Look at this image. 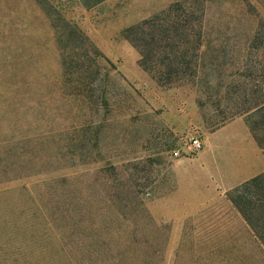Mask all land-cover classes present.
Listing matches in <instances>:
<instances>
[{
  "label": "rangeland",
  "instance_id": "obj_1",
  "mask_svg": "<svg viewBox=\"0 0 264 264\" xmlns=\"http://www.w3.org/2000/svg\"><path fill=\"white\" fill-rule=\"evenodd\" d=\"M54 5L99 55L73 52L91 74L71 77L34 0H0V216L60 188L63 218L43 215L35 231L48 249L40 264H112L85 255L101 246L124 264H142L148 247L154 264H264L263 244L227 200L264 173L239 183L252 173L238 170L241 156L252 157L236 153L245 131L264 145V0ZM176 5L178 18L157 25L175 21L178 32L155 36L151 54L125 38ZM25 233L0 222V264L29 248Z\"/></svg>",
  "mask_w": 264,
  "mask_h": 264
},
{
  "label": "trees",
  "instance_id": "obj_2",
  "mask_svg": "<svg viewBox=\"0 0 264 264\" xmlns=\"http://www.w3.org/2000/svg\"><path fill=\"white\" fill-rule=\"evenodd\" d=\"M78 1L85 8H92L96 5H99L105 0ZM34 2L45 13L49 26L54 31L57 47L60 51V63L62 69L65 70V72L71 77H75L77 80L87 74L90 75L91 71L89 68H86L84 70L79 68L76 61L79 59L74 56L73 52L83 49L86 53L99 55L97 49H95L90 43H88V39L77 27L71 26L64 19L60 11H58L56 6L54 5V0H34ZM176 7L178 6L176 5L175 7H170L166 11L161 12L159 15H156L150 20L144 21L142 24L127 29L125 31V38L135 48L141 51L146 50L147 54H151L153 48H155L152 45L155 36L159 34L162 35V37L169 38V34L178 32L177 22L175 21L166 24L164 28L157 25V23L161 21V19L167 20L174 17L175 19L178 18L179 15L178 13H176L177 11L173 10ZM190 16L191 15L189 14L186 16V18H190ZM145 34L146 37L150 39V43L141 45L143 41L145 42V38H141V35ZM3 49L4 48H2L0 53V63L2 64L6 62V58L8 57L5 55L6 53L3 52ZM257 144L259 148L264 150V145H262L258 140ZM4 155L5 159L3 160V162L1 161L3 166L11 160L7 148L4 151ZM15 170H11L8 172L10 174H14V177L17 179L23 177L24 173L26 172L24 170L15 172ZM59 189V187H57V189H50L49 192L46 193L47 199H44V196L39 197V200L26 197V199L22 202H19L17 206H8L7 209H5L6 214H2L0 216V222L2 223V225H10L13 229L17 228L26 230L25 236L21 238L20 243L26 244L29 248H24L25 251L23 253H18L17 257L19 258L17 260L20 261L19 264H40V257H42V255H45L44 252L48 251L46 245L41 244L43 239H39L41 237H36L35 231H38V228L40 226L39 222L40 219L44 217L43 215L49 218L51 224L56 223L58 219H60V216L61 218H63L64 212L61 208L62 191H58ZM251 190H259V192L261 193L258 194L254 192L252 195H250L249 191ZM227 200L241 215L243 220L253 231L255 237L259 241H261L264 246V173L247 182H244L241 186L230 192L227 195ZM66 207V210L69 211V205H66ZM121 208V205H119V209ZM14 214H16L17 216H15L13 220H10L9 218ZM68 214L70 215V212ZM72 229L73 226L71 224L70 231H73ZM16 237L17 236H10L6 240H16ZM150 248L151 247H148V249L143 252L142 264H154L153 256L155 257L159 251L154 247L151 252ZM35 249H37V254L35 253ZM91 251L100 256L102 262L105 261L104 258H106L108 254H110V261L112 264H124V262H122L121 258L119 257L122 254L117 251L115 255L114 248L101 246L97 248L94 247L93 250L87 247L85 255L90 256L92 254ZM17 260H15L13 263L18 264Z\"/></svg>",
  "mask_w": 264,
  "mask_h": 264
},
{
  "label": "crops",
  "instance_id": "obj_3",
  "mask_svg": "<svg viewBox=\"0 0 264 264\" xmlns=\"http://www.w3.org/2000/svg\"><path fill=\"white\" fill-rule=\"evenodd\" d=\"M240 139L243 143H241V145H238V147L236 148V153L238 152V154L244 155V153L246 152L247 155H251L252 160L246 159L245 156L244 158L241 156V161L243 162V164L241 166H238V170L240 171L249 170L252 171V173L247 174L248 176L240 180L239 183L258 175L260 172L264 170V155L262 153L263 151L257 147V145L253 140H249L248 142L246 131H245V137L240 135Z\"/></svg>",
  "mask_w": 264,
  "mask_h": 264
},
{
  "label": "built area",
  "instance_id": "obj_4",
  "mask_svg": "<svg viewBox=\"0 0 264 264\" xmlns=\"http://www.w3.org/2000/svg\"><path fill=\"white\" fill-rule=\"evenodd\" d=\"M192 147L194 148L195 151H198L201 149V144L198 140H193Z\"/></svg>",
  "mask_w": 264,
  "mask_h": 264
}]
</instances>
